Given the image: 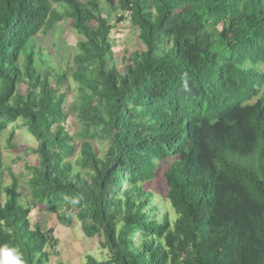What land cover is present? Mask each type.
<instances>
[{"label": "trees", "instance_id": "16d2710c", "mask_svg": "<svg viewBox=\"0 0 264 264\" xmlns=\"http://www.w3.org/2000/svg\"><path fill=\"white\" fill-rule=\"evenodd\" d=\"M65 18L73 65L42 70L36 37ZM4 133L37 163L15 175L0 147V261L51 263L46 210L99 240L85 264H264V0H0Z\"/></svg>", "mask_w": 264, "mask_h": 264}, {"label": "rangeland", "instance_id": "374dc122", "mask_svg": "<svg viewBox=\"0 0 264 264\" xmlns=\"http://www.w3.org/2000/svg\"><path fill=\"white\" fill-rule=\"evenodd\" d=\"M62 4H54L58 11L62 12ZM102 6L107 8L105 3ZM107 14V11H104ZM80 36L73 29L70 18H65L59 22L51 31L48 33H40L36 37V47L42 51V59L38 62L42 70L53 69L54 71H64L67 67L73 65L74 48ZM113 43L114 59L120 68L125 66L124 57L129 56L134 50L140 49L141 44L137 39L136 31L131 27L129 20L124 21L122 24H117L116 29L111 34ZM56 43V46H55ZM49 67V68H48ZM73 90L69 92L67 102L70 105L73 100ZM73 121V117L69 118L68 128H72L70 125ZM9 133L0 135V147L3 150L5 156L6 169L11 168L15 175L19 173H27V164L37 163L35 161V155L30 152L29 155L24 153V149L27 145H32L27 138H22L20 148L17 150H10L6 148L7 139ZM6 148V149H5ZM18 156L24 158L19 159ZM20 193L24 198L29 194V191L25 185L24 179H21ZM4 184H11L12 177L8 172L3 177ZM30 220L32 223L36 221H44L47 226L53 227L55 235L59 238V244L56 248L51 249V260L50 264H85L86 256L88 254L96 255L99 257L103 248L101 247L99 240H92L85 237L80 228L71 229L70 227L63 226L58 222L56 215L43 211H33L30 214ZM50 249V248H49ZM6 260L0 262L4 264H20L14 257H7Z\"/></svg>", "mask_w": 264, "mask_h": 264}]
</instances>
